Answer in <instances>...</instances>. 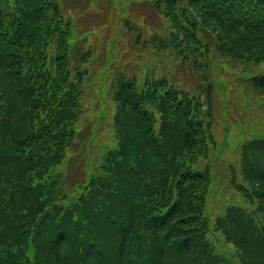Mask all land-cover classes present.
I'll return each instance as SVG.
<instances>
[{
  "label": "trees",
  "instance_id": "obj_1",
  "mask_svg": "<svg viewBox=\"0 0 264 264\" xmlns=\"http://www.w3.org/2000/svg\"><path fill=\"white\" fill-rule=\"evenodd\" d=\"M145 1L171 23L164 47L200 83L187 92L166 76L144 88L119 77L114 144L71 194L60 167L77 135L80 72L67 12L84 6L0 0V264H229L205 238L210 168L191 166L214 140L207 59L264 64V0ZM255 71L243 81L264 95ZM263 148L264 139L240 146L249 186L237 188L254 207L227 204L214 221L238 264H264Z\"/></svg>",
  "mask_w": 264,
  "mask_h": 264
},
{
  "label": "rangeland",
  "instance_id": "obj_2",
  "mask_svg": "<svg viewBox=\"0 0 264 264\" xmlns=\"http://www.w3.org/2000/svg\"><path fill=\"white\" fill-rule=\"evenodd\" d=\"M74 1L77 7L84 6L73 14L67 12L74 41L71 57L80 72L79 83H72L79 93L74 123L77 135L68 150L67 162L60 167L62 188L71 194L93 171L97 155L104 146L114 144L112 96L119 77L132 78L144 88L153 79L166 76L174 86L187 92H195L200 83L199 72L193 65L180 64L171 47H164L171 35V23L152 3L145 0ZM201 39L211 42L208 36ZM206 64L205 75L214 90L211 105L214 140L207 142L206 157L201 159L203 156H200V166L197 160L191 167L197 169L207 163L210 168V185L204 203L208 222L205 238L212 251L225 262L238 264L235 247L214 228V221L227 204L249 209L255 205L254 200L246 198L237 188L240 184L249 186L241 177L239 153L243 143L264 139V95H257L243 79L257 67L259 70L255 72H264V64L243 65L219 56L209 57Z\"/></svg>",
  "mask_w": 264,
  "mask_h": 264
}]
</instances>
